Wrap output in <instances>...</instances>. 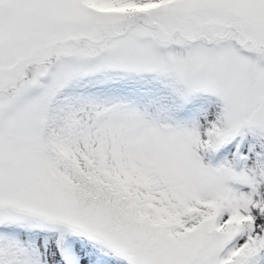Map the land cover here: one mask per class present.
Returning a JSON list of instances; mask_svg holds the SVG:
<instances>
[{
    "label": "snow or ice",
    "instance_id": "1",
    "mask_svg": "<svg viewBox=\"0 0 264 264\" xmlns=\"http://www.w3.org/2000/svg\"><path fill=\"white\" fill-rule=\"evenodd\" d=\"M0 264H264V0H0Z\"/></svg>",
    "mask_w": 264,
    "mask_h": 264
}]
</instances>
